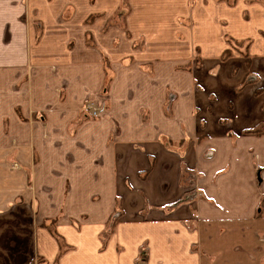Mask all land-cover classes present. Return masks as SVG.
Instances as JSON below:
<instances>
[{"label":"crops","instance_id":"1","mask_svg":"<svg viewBox=\"0 0 264 264\" xmlns=\"http://www.w3.org/2000/svg\"><path fill=\"white\" fill-rule=\"evenodd\" d=\"M194 1L92 49L0 0V264H264V0Z\"/></svg>","mask_w":264,"mask_h":264},{"label":"rangeland","instance_id":"2","mask_svg":"<svg viewBox=\"0 0 264 264\" xmlns=\"http://www.w3.org/2000/svg\"><path fill=\"white\" fill-rule=\"evenodd\" d=\"M148 0H48V3H54L60 11L58 20L61 25L65 26L66 23H72L68 26V32H79L84 27L86 28L90 27L92 28V32L85 31L83 34L84 37V43L88 48L95 49V29H97L98 33L100 35L105 36L110 31H121L123 33V36L127 39L131 38V27L129 24L131 23L132 17L136 14V10L143 9L147 5ZM152 1V0H151ZM218 3H221L222 1H228L233 2L234 0H217ZM188 4L190 6H194L195 1L194 0H188ZM195 7V6H194ZM181 23H185L187 26L190 24L189 20L185 21L183 19H180ZM187 22V23H186ZM190 26V25H189ZM36 35H39L40 27L37 22L34 23ZM181 37V36H180ZM116 43V41H114ZM141 41H135L132 43L133 48H141ZM68 48H71V43L68 44ZM195 54L184 65L177 66L175 69L176 71H182V72H192L194 68V64H198L199 54L197 51H195ZM194 58V59H193ZM197 59V62H196ZM102 66L104 71L107 73V75L104 78V92L108 88V85L110 83V78H112V70L110 68L109 61H107L105 58L102 61ZM103 99L101 102H103L100 105H103L104 109L102 113L104 112L106 108L105 104V98L106 94L100 93ZM173 96H169V100L173 101ZM87 104L85 105V107ZM99 106V105H96ZM85 107L83 108V111L86 112V114H89L87 110H85ZM18 113V112H16ZM101 113V114H102ZM84 114V113H83ZM100 114V115H101ZM20 116L19 114H17ZM89 120H95L97 118H91L89 115H84ZM8 128V127H7ZM2 130V127L0 126V131ZM7 132V129H6ZM32 190V188H30Z\"/></svg>","mask_w":264,"mask_h":264},{"label":"built area","instance_id":"3","mask_svg":"<svg viewBox=\"0 0 264 264\" xmlns=\"http://www.w3.org/2000/svg\"><path fill=\"white\" fill-rule=\"evenodd\" d=\"M104 107L103 105H99V106H96L94 107L93 105H87L85 107V110L88 111V115L91 117V118H97L98 116H100V114L102 113Z\"/></svg>","mask_w":264,"mask_h":264},{"label":"trees","instance_id":"4","mask_svg":"<svg viewBox=\"0 0 264 264\" xmlns=\"http://www.w3.org/2000/svg\"><path fill=\"white\" fill-rule=\"evenodd\" d=\"M229 57H230V53L226 52V53L223 54V56L221 58H222V60H225V59H227Z\"/></svg>","mask_w":264,"mask_h":264}]
</instances>
